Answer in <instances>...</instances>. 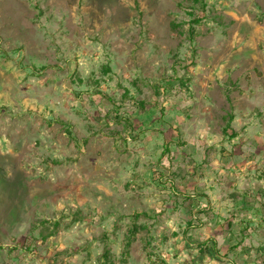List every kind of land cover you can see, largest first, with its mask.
<instances>
[{"label":"rangeland","instance_id":"374dc122","mask_svg":"<svg viewBox=\"0 0 264 264\" xmlns=\"http://www.w3.org/2000/svg\"><path fill=\"white\" fill-rule=\"evenodd\" d=\"M0 264H264V0H0Z\"/></svg>","mask_w":264,"mask_h":264},{"label":"trees","instance_id":"16d2710c","mask_svg":"<svg viewBox=\"0 0 264 264\" xmlns=\"http://www.w3.org/2000/svg\"><path fill=\"white\" fill-rule=\"evenodd\" d=\"M132 233H134V232L132 231Z\"/></svg>","mask_w":264,"mask_h":264}]
</instances>
